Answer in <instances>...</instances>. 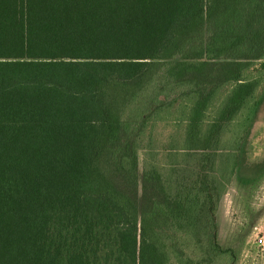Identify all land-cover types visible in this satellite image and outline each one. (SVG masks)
Wrapping results in <instances>:
<instances>
[{"label":"trees","instance_id":"obj_1","mask_svg":"<svg viewBox=\"0 0 264 264\" xmlns=\"http://www.w3.org/2000/svg\"><path fill=\"white\" fill-rule=\"evenodd\" d=\"M260 60L264 0H0V264L229 256L223 186L264 174Z\"/></svg>","mask_w":264,"mask_h":264},{"label":"rangeland","instance_id":"obj_2","mask_svg":"<svg viewBox=\"0 0 264 264\" xmlns=\"http://www.w3.org/2000/svg\"><path fill=\"white\" fill-rule=\"evenodd\" d=\"M257 61L252 68V75L262 76L264 83V68ZM159 121L156 127V145H167L175 133L172 115ZM264 117V103L259 113V119ZM178 137V136H177ZM226 134L224 140H229ZM181 139V138H174ZM177 144H180L179 142ZM232 152L225 150L223 152ZM144 150L139 153L140 168L142 169ZM264 159V150L261 152ZM257 160V161H260ZM249 161V160H248ZM243 177L234 174L223 186V193L217 205L215 214L216 239L224 249L232 252L227 257H217L210 264H264V174H256V170L247 167ZM255 176V177H253ZM246 177H249L244 181ZM207 264V263H202Z\"/></svg>","mask_w":264,"mask_h":264}]
</instances>
